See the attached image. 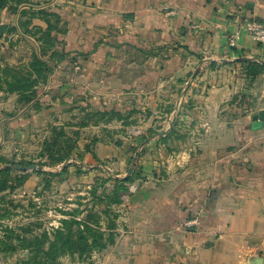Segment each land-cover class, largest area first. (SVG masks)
<instances>
[{"label": "rangeland", "instance_id": "374dc122", "mask_svg": "<svg viewBox=\"0 0 264 264\" xmlns=\"http://www.w3.org/2000/svg\"><path fill=\"white\" fill-rule=\"evenodd\" d=\"M58 3L49 7L63 13L67 27L83 22L71 34L70 27L66 33L58 34L59 48L70 54L57 64L50 80L38 86L40 101L25 104L17 94L0 90V167L7 166V161L23 162L14 167L13 174H28L15 189L0 192V238L7 228H31L28 235L52 231L63 218L71 216L69 212L82 209L78 218L90 210L100 213L105 229L109 218H114L116 241L118 232L123 231L122 215L131 195H187L183 196V206L189 215L182 223L186 230L199 232L203 226L219 222L224 213L241 209L245 202L264 198L260 195L261 179L256 182L257 178L248 177L244 171L237 176L239 185L228 178L229 157L220 156H229V148L215 160L210 158L212 154L200 153L204 165L201 182H196L192 171L183 167L189 155L197 152L189 151L192 136L185 133L186 127L177 122L180 132L168 131L170 119L178 117L180 106L170 100L164 65L176 45L158 39L151 42L149 36L137 31L139 25L132 27L128 23L131 18L89 26L91 17L84 14L88 8H73L75 16H70L72 2ZM0 16L8 19L4 14ZM34 23L45 25L38 18ZM1 44L0 63L27 61L37 49L35 37L20 32L12 41ZM247 109L240 110L246 113L243 117L251 110L244 112ZM242 120L228 119L237 124ZM252 121L250 118L245 122ZM55 127L65 130L74 146L71 156L60 163H52L42 155L44 141L55 136ZM242 147L235 158L237 162L245 161L247 152ZM127 176H133V180L126 182L127 189L118 191L122 202L108 206L107 194L113 195L116 184ZM252 180L255 182L250 184ZM212 189L217 197L211 196ZM108 208L109 212L104 213ZM99 252L83 258L65 255L62 261L97 264ZM28 255L29 251L23 249L14 253L0 251V264H15Z\"/></svg>", "mask_w": 264, "mask_h": 264}, {"label": "crops", "instance_id": "0c3cea01", "mask_svg": "<svg viewBox=\"0 0 264 264\" xmlns=\"http://www.w3.org/2000/svg\"><path fill=\"white\" fill-rule=\"evenodd\" d=\"M27 1V5L40 3L38 7L59 2ZM68 1L72 2L70 16H75L73 8L89 9L84 12L87 18L91 17L89 26L111 19L125 21L124 13L132 12L134 17L128 23L132 27L139 25L137 31L149 36L151 42L158 39L176 45L164 65L170 100L180 106L178 117L170 119L168 131L180 132L177 122L186 127L185 133L192 136L189 151L197 152L189 155L183 167L192 171L196 182H201L204 165L200 153L212 154L210 158L215 160L229 148V156H220L229 157L228 178L239 185L241 180L237 176L244 171L248 177L257 178L256 182L261 179L260 195H264V127L255 130L252 122H245L252 119L254 111L264 108V71L256 77L248 73L251 62L264 63V42L245 30L246 21L264 23V0ZM0 14L8 18L1 19L4 23L17 22L16 13L4 9ZM82 22L70 24V34ZM16 34L1 37L0 47ZM242 108H248L244 112L251 109L245 117ZM230 117L244 120L242 124L231 123ZM242 146L247 155L245 161L237 162L235 158ZM183 196L187 198V195L177 198L131 195L122 215L123 231L118 232L114 243L99 252L97 264H253L257 257L264 264V198H253L241 209L224 213L219 222L193 232L182 223L189 215L183 206Z\"/></svg>", "mask_w": 264, "mask_h": 264}, {"label": "trees", "instance_id": "16d2710c", "mask_svg": "<svg viewBox=\"0 0 264 264\" xmlns=\"http://www.w3.org/2000/svg\"><path fill=\"white\" fill-rule=\"evenodd\" d=\"M27 0H0V12L4 9L18 14L16 23H4L0 16V38L7 37L11 33L32 34L37 41V49L33 51L31 58L19 63H0V90L6 93H15L18 100L25 104H38L40 101L38 86L47 83L58 63L69 56V51L59 48L58 34L68 31L67 21L63 15L48 6L27 5ZM125 18H133L134 13L125 12ZM41 19L45 25L35 24V19ZM31 25V26H30ZM66 26V27H65ZM95 45L94 50L97 49ZM264 71V63L253 61L248 66V73L253 77ZM63 129V128H62ZM55 136L44 141L43 156L52 163H60L68 159L74 146L69 142L70 138L65 130H57ZM170 132H175L172 129ZM170 134L166 136L168 138ZM13 162V161H12ZM8 165L0 167V192L15 189L28 177L27 173L13 174L15 166L25 163L6 162ZM28 164H32L28 162ZM21 167V166H20ZM133 180V176H127L122 183L116 184L115 191L107 194L110 201L107 203H121L123 199L119 195L120 189H127L126 182ZM214 190V189H212ZM215 191V190H214ZM97 188L93 190L96 194ZM217 195V192L215 191ZM215 197V195L211 194ZM102 198V197H101ZM109 212V208L103 210ZM82 209L69 212L71 216L61 220V225L52 231H43L28 235L31 228H7L3 238H0V251L14 253L18 249L28 250L29 255L15 264H66L62 257L76 255L90 257L94 251H101L115 242L117 222L109 218L106 227L101 225V214L90 210L84 217L78 218L77 214ZM117 216V215H116Z\"/></svg>", "mask_w": 264, "mask_h": 264}, {"label": "built area", "instance_id": "2783aa9c", "mask_svg": "<svg viewBox=\"0 0 264 264\" xmlns=\"http://www.w3.org/2000/svg\"><path fill=\"white\" fill-rule=\"evenodd\" d=\"M245 30L249 32L257 41L264 42V23L257 20L246 21Z\"/></svg>", "mask_w": 264, "mask_h": 264}, {"label": "water", "instance_id": "95a60500", "mask_svg": "<svg viewBox=\"0 0 264 264\" xmlns=\"http://www.w3.org/2000/svg\"><path fill=\"white\" fill-rule=\"evenodd\" d=\"M252 127L257 130V129H261L262 127H264V108L258 110L256 113L253 114L252 116ZM211 194L217 196L215 194L214 190H211ZM263 261V259L261 257H257L253 264H261Z\"/></svg>", "mask_w": 264, "mask_h": 264}]
</instances>
